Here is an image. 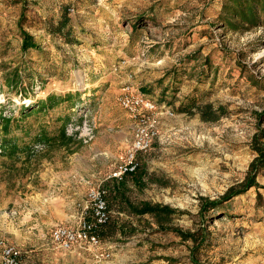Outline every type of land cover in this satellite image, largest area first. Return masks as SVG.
<instances>
[{
    "label": "rangeland",
    "instance_id": "obj_1",
    "mask_svg": "<svg viewBox=\"0 0 264 264\" xmlns=\"http://www.w3.org/2000/svg\"><path fill=\"white\" fill-rule=\"evenodd\" d=\"M250 1L226 15V0H0V112L17 115L28 99L79 92L73 115L65 101L29 122L36 127L45 120L56 128L60 116L71 113L80 125H93L95 136L100 127L126 128L129 144L136 120L121 107L120 95L153 100L155 136L119 191L135 204L176 208L183 213L170 225L205 234L193 256L190 240L163 230L150 215L129 213L114 195L104 227L116 229L96 249L27 254L23 247L19 264H264V190L261 204L251 188L199 214L200 196L218 197L244 178L254 157L249 143L264 128V116L257 115L264 112V0H255L259 22L232 16ZM22 30L37 47L21 49ZM15 69L24 82L32 80L25 99L6 84ZM208 103L224 113L204 120ZM58 148L36 150L32 169ZM29 166L0 151V174L9 172L8 184L9 176L19 177L18 190L26 188ZM257 181L264 185V172Z\"/></svg>",
    "mask_w": 264,
    "mask_h": 264
},
{
    "label": "crops",
    "instance_id": "obj_2",
    "mask_svg": "<svg viewBox=\"0 0 264 264\" xmlns=\"http://www.w3.org/2000/svg\"><path fill=\"white\" fill-rule=\"evenodd\" d=\"M130 136L124 127L118 130L100 127L90 144L77 147L74 143L69 149L58 146V153L37 160L40 166L37 169H32L31 156L16 157L24 165L29 163L30 175L25 178L29 181L21 191L19 177L9 176L8 184L9 172L0 174V235L19 249L26 247L27 254H62L61 251L73 254L76 248L65 250L54 246L51 230L57 224L77 222L78 202L91 187L105 185L109 202L116 196L120 182L109 174L123 161L126 151L123 147L127 148ZM48 148L45 146L40 153Z\"/></svg>",
    "mask_w": 264,
    "mask_h": 264
},
{
    "label": "trees",
    "instance_id": "obj_3",
    "mask_svg": "<svg viewBox=\"0 0 264 264\" xmlns=\"http://www.w3.org/2000/svg\"><path fill=\"white\" fill-rule=\"evenodd\" d=\"M248 0H226L223 6V13L228 15L233 7L242 8L243 5H247ZM248 8L240 11L234 10L232 16L234 18L240 17L238 19L255 24L259 22L258 16V1L251 0L248 4ZM230 25L234 26V22L230 21ZM37 47V43L34 41L33 37L25 30L21 31V49L26 51L27 49H32ZM19 70H13L9 76L5 78L6 84L15 89V92H19L24 96H27V90L24 88L31 84L32 80L24 82ZM25 85V86H24ZM32 87V86H31ZM20 91H19V90ZM68 101V107L72 112V115L76 113L78 106L80 105V94L79 92L68 93L64 95H58L56 93H50L45 98L38 100L28 99L27 103H22L19 107L17 115L5 116L0 112V151L5 153L8 157H18V156H28L35 155L37 152L35 150L36 145H42L43 147H53V146H66L77 143L75 142V136L67 134V128L69 125H80L71 116V113H65L60 116V124L56 128H52L49 123L45 120L40 121L36 127L29 122L30 118L38 119L40 114L43 112H48L50 109L56 107L62 102ZM185 107V106H183ZM189 107L188 109H190ZM204 111H202V118L204 120H214L224 113L223 107L218 106L213 109L212 104L208 103L203 106ZM259 117L264 116V112H259L257 114ZM80 119L83 118L82 114L78 116ZM19 131L21 133H19ZM251 150L254 153V157L248 164L247 170L245 172L244 178L230 185L222 195L215 198L200 196V208L199 214L210 213L216 210L223 203L228 202L232 198L244 194L251 188L255 189L256 200L258 204L262 203V192L264 190V185L257 181V176L264 172V128L259 126L257 131L254 132L251 141L249 143ZM119 200L124 203V210L129 213L143 216L150 215L155 221L162 227L165 231H171L175 235L179 236L182 241H191L192 246L190 247L191 253L194 256L200 245L205 239V234L202 229L195 230H184L178 226L170 225L171 220L174 216L182 214L183 212L172 208L166 204L151 203L148 201H142L138 204L131 202L125 194L119 190L116 192ZM111 203L108 201V206ZM110 208V207H109ZM123 209V208H122ZM109 223L106 224L108 227ZM110 233L106 232L105 227L99 232V237L106 238L113 235V231L116 229L115 224H110ZM107 229V228H106ZM196 260H194V263Z\"/></svg>",
    "mask_w": 264,
    "mask_h": 264
},
{
    "label": "built area",
    "instance_id": "obj_4",
    "mask_svg": "<svg viewBox=\"0 0 264 264\" xmlns=\"http://www.w3.org/2000/svg\"><path fill=\"white\" fill-rule=\"evenodd\" d=\"M121 107L135 119L132 126V138L128 144L125 157L109 174L110 178L122 181L127 175L133 174L138 168V153L147 150L155 136L154 120L150 113L156 109V103L141 93L124 92L119 97ZM86 117V116H85ZM67 134L73 135L84 144L94 137V126L86 120L81 125H69ZM42 145H36L35 150H41ZM108 188L105 185L91 187L79 203V218L75 224H57L51 230V240L59 248L96 249L100 245V230L110 220L111 210L107 201ZM20 249L0 239V264H19ZM97 257V254H95Z\"/></svg>",
    "mask_w": 264,
    "mask_h": 264
}]
</instances>
